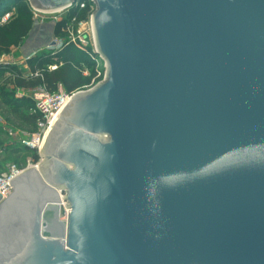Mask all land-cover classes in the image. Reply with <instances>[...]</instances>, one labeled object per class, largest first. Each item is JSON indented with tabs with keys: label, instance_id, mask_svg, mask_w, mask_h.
Returning a JSON list of instances; mask_svg holds the SVG:
<instances>
[{
	"label": "water",
	"instance_id": "obj_1",
	"mask_svg": "<svg viewBox=\"0 0 264 264\" xmlns=\"http://www.w3.org/2000/svg\"><path fill=\"white\" fill-rule=\"evenodd\" d=\"M93 2L105 79L11 183L0 264H264V0Z\"/></svg>",
	"mask_w": 264,
	"mask_h": 264
},
{
	"label": "built area",
	"instance_id": "obj_2",
	"mask_svg": "<svg viewBox=\"0 0 264 264\" xmlns=\"http://www.w3.org/2000/svg\"><path fill=\"white\" fill-rule=\"evenodd\" d=\"M27 3H29L31 10L33 11L35 25H43L48 21H50L54 27H56L58 24H64L60 34L53 35L52 41L55 43V46H48L46 48L47 51H60L67 45H73L78 50H82L89 54L87 49L89 47L92 48V52L89 55L96 64H99L98 67H102L103 70L99 72L97 79L94 80L88 87H86V89L87 91H90L98 86V84L102 82V80L97 82V80L101 78L102 72L104 73L103 80L105 79L106 65L98 54L96 48L94 28L92 23V16L96 10V6L93 0H82L81 2L74 4L71 8H67L55 13H46L35 9L32 7L29 0H27ZM84 12H87L88 15L86 19H81L80 14ZM15 13V9H12L10 12H6L0 19V26L8 23ZM63 35H68L66 41L63 40ZM36 53L27 56L24 60L28 72L25 73L22 71L21 73L22 76L27 80L43 78V72L40 69L33 71L28 67V63L35 57ZM5 66L18 67V64H9L5 61V57H0V68ZM58 68V65H51L48 67V71L54 72L57 71ZM16 91L18 92L16 96L18 99H31L35 104L34 108L31 110V113L39 114L41 116V120L38 121L37 124L36 133L30 137L16 141H18L20 145L26 150L39 152L41 151V145L48 129L51 126V123L57 117V113H61L71 98L75 94L79 93L80 90L72 93L61 91L57 94H51L48 92L47 87L43 85L39 88H35L34 90L16 89ZM9 135L11 137L18 136V134H14V132H9ZM32 163V161H28L26 167L20 166L19 164H7L6 166L0 165V206L13 194L14 187L11 186V183L24 172H26L27 169L38 168L37 166H33ZM63 207L64 211L66 212V226L70 210L66 202H63ZM64 236H67L66 233Z\"/></svg>",
	"mask_w": 264,
	"mask_h": 264
},
{
	"label": "rangeland",
	"instance_id": "obj_3",
	"mask_svg": "<svg viewBox=\"0 0 264 264\" xmlns=\"http://www.w3.org/2000/svg\"><path fill=\"white\" fill-rule=\"evenodd\" d=\"M23 3L26 4L30 9L29 3H27V0H22L21 2L16 1H3L2 7L0 9V16H3L6 12H10L12 9H15L17 11L18 7H22ZM32 11V10H31ZM16 14V13H15ZM84 14V13H83ZM87 14V13H86ZM16 16V15H15ZM85 16V15H84ZM17 18V17H16ZM32 20L34 23L33 31L32 33L23 41V43L20 46H12L8 52H3L0 54V57H5V61L9 64H18V68L25 73L28 72L26 68V63L24 62L25 58L27 56L32 55L33 53H36L35 57L38 56V54L47 51L46 47L50 43V26L46 28H38L35 27V22L33 19V11H32ZM47 24H51L50 21L47 22ZM54 35V34H53ZM68 35H63V40H67ZM51 39L53 40V36H51ZM82 54H86L88 56V60L86 58H83V64L81 65V71L83 78L89 79L90 83L88 85L83 86L79 92H86L90 84L94 80L97 79L99 76V72H101L102 67H98L99 64H92L90 65L89 60H92L91 56L89 55L92 52V48H88V53H85L82 50H79ZM28 67L29 63H28ZM50 72V71H49ZM94 72V73H92ZM51 73V72H50ZM104 73L102 72L101 78L97 80L103 81ZM100 82V81H99ZM40 87V86H39ZM36 87V88H39ZM0 89L3 91H0V125H1V131H0V165L6 166L7 164H19L20 166L26 167L28 161H32L33 166H37L38 168L41 167L44 163L43 158H41V151L39 152H33L26 150L23 148L20 143L16 140L24 139L27 137L32 136L34 133H36L35 127L33 124H31L28 120L29 116L32 115L31 110L32 106L29 105L20 108V110L23 113H19V109H12L9 107V105L5 104V92L11 91L16 92L14 94L15 98H17V91L15 90V84H14V77L9 74H4L0 77ZM25 90H34V88H29ZM48 92L51 94H57L61 91L67 92L65 87L61 84L58 85L57 89L55 91H50L47 88ZM31 96V95H30ZM27 99V98H22ZM29 102L32 103L31 99H28ZM34 104V103H33ZM32 104V105H33ZM25 114L27 117H25ZM9 132H14V134H18V136L11 137L9 135ZM36 156H38V160H36ZM63 197L66 195L63 194ZM66 233V229H65Z\"/></svg>",
	"mask_w": 264,
	"mask_h": 264
},
{
	"label": "trees",
	"instance_id": "obj_4",
	"mask_svg": "<svg viewBox=\"0 0 264 264\" xmlns=\"http://www.w3.org/2000/svg\"><path fill=\"white\" fill-rule=\"evenodd\" d=\"M86 13L80 14V18L86 19L88 15ZM15 15L8 23L0 26V54L8 52L12 46H20L33 30L32 11L26 4L23 3L22 7H18ZM63 26L64 24H58L54 29V35H59ZM83 58L89 59L86 54H82L75 46L67 45L60 51H44L30 60V68L33 71L40 69L43 72V78L27 80L22 76L21 70L17 66L1 67L0 77L4 74L12 75L14 77L15 90L35 89L36 87L45 85L52 92L61 84L65 87L67 93H72L90 83L89 79L82 76L81 65L84 61ZM89 62L90 65L95 63L93 60H89ZM51 65H58V70L50 73L48 67ZM0 91L2 92L3 90L0 89ZM15 93L6 90V99L4 101L6 105H9L12 109L19 110L27 105L32 106V109L34 108L35 104H33V101L31 103L28 99L15 98ZM22 111L24 110H20L19 113H23ZM25 117H27L26 114ZM28 120L33 124L35 127L34 131H36L41 116L39 114H32ZM35 159L38 160V156Z\"/></svg>",
	"mask_w": 264,
	"mask_h": 264
},
{
	"label": "bare ground",
	"instance_id": "obj_5",
	"mask_svg": "<svg viewBox=\"0 0 264 264\" xmlns=\"http://www.w3.org/2000/svg\"><path fill=\"white\" fill-rule=\"evenodd\" d=\"M55 122H56V119L51 123V126H50V128L48 129V131H47V133L45 135L44 141H43V143L41 145V148H40L41 151L43 150V147H44V144H45V141H46V137L48 136V133L52 129V127L54 126Z\"/></svg>",
	"mask_w": 264,
	"mask_h": 264
},
{
	"label": "crops",
	"instance_id": "obj_6",
	"mask_svg": "<svg viewBox=\"0 0 264 264\" xmlns=\"http://www.w3.org/2000/svg\"><path fill=\"white\" fill-rule=\"evenodd\" d=\"M52 36V35H51Z\"/></svg>",
	"mask_w": 264,
	"mask_h": 264
}]
</instances>
